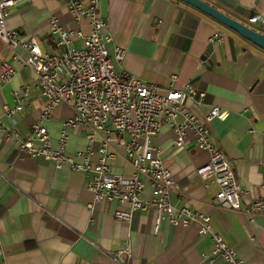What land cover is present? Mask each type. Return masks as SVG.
<instances>
[{
	"label": "crops",
	"instance_id": "1",
	"mask_svg": "<svg viewBox=\"0 0 264 264\" xmlns=\"http://www.w3.org/2000/svg\"><path fill=\"white\" fill-rule=\"evenodd\" d=\"M254 30L264 32V0H204ZM99 13L107 21L113 42L125 50L117 69L159 87L176 75L175 87L190 83L205 93L198 106L190 105L198 116L212 106L222 112L211 124V140L235 161L234 170L243 191L239 209L213 204L217 185L204 183L196 168L207 154L196 148L193 134L174 145L167 125L151 136L150 144L161 151V159L174 179L169 193L176 206L188 203L211 217L212 226L235 248L245 264H264V213L249 214L244 207L264 198V49L180 0H99ZM68 29L88 32L86 20L75 22L63 0H22L10 8L6 25L26 38L38 40L42 52L52 53L48 39L49 17ZM223 32L220 44L208 37ZM21 55L25 51L18 49ZM12 62L15 73L0 79V264H118L111 257L120 253L127 224L114 218L116 210L128 205L101 201L89 209L92 193L87 177L67 164L59 168L41 156L20 153L4 129H15L25 138L38 118L46 99L35 84L36 75L19 67L0 40V60ZM28 86L27 104L14 118L5 115L3 105L16 102ZM73 115L60 106L43 125L52 148H58L62 121ZM90 142L77 130L69 129V152L83 151ZM98 140L93 145L98 146ZM107 160L116 175L129 176L133 168L121 147ZM96 159L93 155L92 160ZM76 161L80 162L79 158ZM143 198H150L146 187ZM155 211H137L130 227L131 255L127 264H208L211 241L199 235L200 222L188 225L162 221L155 233ZM212 264H224L216 259Z\"/></svg>",
	"mask_w": 264,
	"mask_h": 264
},
{
	"label": "built area",
	"instance_id": "2",
	"mask_svg": "<svg viewBox=\"0 0 264 264\" xmlns=\"http://www.w3.org/2000/svg\"><path fill=\"white\" fill-rule=\"evenodd\" d=\"M19 1L22 0H0V40L20 68L28 67L35 73V84L46 102L25 138H19L15 129H4L5 138H12L22 154L41 156L55 168L67 164L70 169L83 172L87 177L86 187L92 193L87 203L89 209L101 201L128 205L127 211L114 212V218L128 227L120 251L125 258L111 257L112 261L127 264L131 255L133 214L153 209L155 233L162 221L188 225L197 220L200 222L198 234L209 236L211 241L210 254L203 255L208 264L216 259L224 264H245L237 257L235 248L212 226L209 215L188 203L176 207L170 202L174 179L164 166L161 151L150 144L151 136L164 125L172 131L173 143L177 146L182 145L187 132H191L196 148L207 154V160L196 168V173L204 183L217 185L213 204L224 209H239L243 191L234 170L235 161L211 140V124L220 117L221 108L212 106L202 116L196 115L190 105L198 106L205 93L190 83L175 87L176 75L170 76L167 86L159 87L119 71L117 65L125 50L115 45L110 52L113 38L107 21L99 13V0H63L70 17L77 23L86 20L89 29L84 33L80 27L65 28L51 15L48 39L54 47L52 53L42 52L35 36L24 38L18 30L7 27L10 8ZM260 25L264 27V19ZM223 39L224 33L218 31L207 40L210 44H220ZM18 49L26 55H21ZM14 73L12 62L1 59L0 79L7 82ZM28 92V86H24L22 97L18 96V91L14 93V105H3L7 117L12 119L29 106L26 103ZM60 106L71 108L73 115L62 121L59 146L52 148L43 124ZM69 129L77 130L90 142L85 150H67ZM97 140L99 144L94 147ZM114 145L123 149L131 163L133 172L129 176L114 174L107 164L114 155L108 149ZM93 155H96L95 160H92ZM146 187L150 188V198L142 196ZM244 210L249 214L264 213V198L253 200Z\"/></svg>",
	"mask_w": 264,
	"mask_h": 264
},
{
	"label": "water",
	"instance_id": "3",
	"mask_svg": "<svg viewBox=\"0 0 264 264\" xmlns=\"http://www.w3.org/2000/svg\"><path fill=\"white\" fill-rule=\"evenodd\" d=\"M215 19L226 28L236 32L254 45L264 49V32L254 30L239 20L227 15L204 0H180Z\"/></svg>",
	"mask_w": 264,
	"mask_h": 264
}]
</instances>
